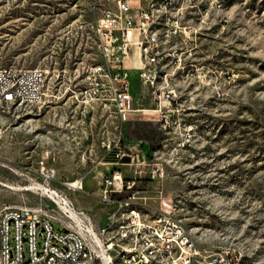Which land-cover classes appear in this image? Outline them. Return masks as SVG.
Wrapping results in <instances>:
<instances>
[{
	"label": "rangeland",
	"instance_id": "374dc122",
	"mask_svg": "<svg viewBox=\"0 0 264 264\" xmlns=\"http://www.w3.org/2000/svg\"><path fill=\"white\" fill-rule=\"evenodd\" d=\"M156 5L165 7L156 91L141 84L131 45L123 66L133 112L118 123L111 106L72 98L82 71L100 61L93 27L113 2L0 0V70L42 71L46 95L0 109V212L27 207L66 221L61 198L109 244L119 214L133 209L176 222L196 253L191 264H264V0ZM115 147L126 162L111 160ZM113 172L129 189L103 203Z\"/></svg>",
	"mask_w": 264,
	"mask_h": 264
},
{
	"label": "built area",
	"instance_id": "2783aa9c",
	"mask_svg": "<svg viewBox=\"0 0 264 264\" xmlns=\"http://www.w3.org/2000/svg\"><path fill=\"white\" fill-rule=\"evenodd\" d=\"M111 1L114 8L102 10L93 27L100 61L82 71L81 88L72 98L82 106L107 104L117 122L123 123L133 112L124 61L129 57L130 46H137L141 65L139 80L143 86L156 91V79H159L156 26L165 7L157 6L156 0ZM131 32H137L140 39L130 41ZM44 83V73L40 70H0V109L41 103L46 96ZM116 148L111 160L126 162L129 155ZM44 178L50 179L47 173ZM129 184L118 172H113L104 180L100 201L108 203L112 192H125ZM80 186L78 183L71 188ZM58 209L66 221L34 208L3 209L0 212V264H111L109 251L113 247L119 264H191L196 255L183 229L167 216L146 220L133 209L121 212L114 230L116 243L104 244L105 231H94L84 215L74 214L64 199H58ZM53 224L62 230H54ZM79 224H82V232ZM36 237L40 239L39 249H36Z\"/></svg>",
	"mask_w": 264,
	"mask_h": 264
},
{
	"label": "bare ground",
	"instance_id": "6f19581e",
	"mask_svg": "<svg viewBox=\"0 0 264 264\" xmlns=\"http://www.w3.org/2000/svg\"><path fill=\"white\" fill-rule=\"evenodd\" d=\"M69 187H72V184L68 185ZM141 264H152V263H141Z\"/></svg>",
	"mask_w": 264,
	"mask_h": 264
}]
</instances>
